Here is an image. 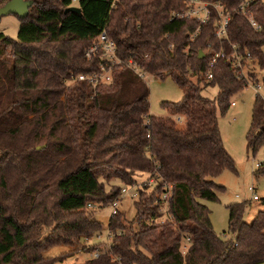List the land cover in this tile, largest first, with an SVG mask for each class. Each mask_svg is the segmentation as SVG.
I'll list each match as a JSON object with an SVG mask.
<instances>
[{
  "label": "trees",
  "instance_id": "trees-1",
  "mask_svg": "<svg viewBox=\"0 0 264 264\" xmlns=\"http://www.w3.org/2000/svg\"><path fill=\"white\" fill-rule=\"evenodd\" d=\"M30 1L15 39L0 32V264H42L47 234L63 243L84 233L91 227L86 205L111 204L122 186H138L135 228L124 229L116 209L107 222L109 245L87 247L86 254L99 255L80 264H263L264 210L247 224L244 203L226 205V230L234 238L224 241L199 201H215L223 187L213 179L234 171L216 110L228 108L246 77L264 88V77L258 81L252 69L242 74L229 60L235 45L251 60L242 67L264 70V2L205 0L228 15L226 38L216 39L212 19L200 26L169 20L185 8L180 0H114L101 32L116 61H106L98 49L84 56L97 34L60 33L64 0ZM46 11L54 16H42ZM216 52L222 56L208 81L207 63ZM131 65L156 79L169 77L180 90L178 102L160 103L168 117L149 114L148 88ZM101 69L109 72L107 83L75 80ZM208 86L217 88L213 100L201 95ZM263 140L264 112L254 96L246 148L253 153ZM142 174L152 189L146 180L137 185L134 177ZM105 184L113 190L105 192Z\"/></svg>",
  "mask_w": 264,
  "mask_h": 264
},
{
  "label": "rangeland",
  "instance_id": "rangeland-1",
  "mask_svg": "<svg viewBox=\"0 0 264 264\" xmlns=\"http://www.w3.org/2000/svg\"><path fill=\"white\" fill-rule=\"evenodd\" d=\"M36 1L39 2L41 0ZM112 1L114 0H81L79 2L64 0L63 5L66 8H78L80 10V16L68 13L59 24L60 33L70 30L80 35L91 32L93 34H99L103 26V6L111 4ZM249 1L252 0H242L243 5ZM260 1L264 2V0ZM37 6H35L36 11H38ZM41 15L48 17L54 16L49 11L41 12ZM18 23V19L13 15L2 16L0 17V32L14 40ZM251 69L254 78L258 81L264 77V70H259L255 65L252 68L244 66L242 71L245 73L247 70L251 71ZM143 77L149 91V114L158 117H168V113L162 109L160 103L178 102L181 99L180 90L169 77H165L162 80L147 74H144ZM246 80L248 82L246 88L229 98V102L233 103V106H228L223 113H219L216 110L217 130L222 146L233 162L234 171L224 169L213 179L216 185L223 187V191L217 193L215 201H199L209 212V220L213 232L224 241L234 238V235L226 230V205L231 203H244L242 218L247 224L251 222L258 211L264 210V205L261 202L264 197V173L254 174L255 169L252 167V159H260L261 149L258 148L252 153L246 148L245 144V134L249 128L250 111L255 96L254 90L258 86L259 89L256 92L260 95L262 94V90L259 82L256 83L257 81H255V83H252L247 77ZM191 81H194V79H191ZM201 95L213 100L217 95V88L214 86L205 87L202 89ZM181 121L182 119L178 122ZM134 179L138 185L146 180V176L142 174L135 176ZM110 184L104 185L105 192L113 190V187H109ZM146 185L148 184L146 183ZM148 186L149 189H152V184ZM137 187L122 186L125 189V193L121 197L119 195L117 197L118 205L116 209L122 215V225L126 230L135 228L133 202L137 198ZM249 187L252 188L257 200H251V192L248 190ZM90 206V208L86 207L85 212L90 214L91 227L84 233L69 236L65 242L57 243L54 238L47 234L51 231V228L49 227L45 230V235H47L45 236L46 239L42 244V250L40 252L43 259L42 264L57 261L59 258L61 261L53 264H80L88 258L89 252L87 254L85 252L89 246L105 251L110 242V238L107 237V222L110 217V207L109 205H94L93 203ZM184 246L185 242L182 241V250Z\"/></svg>",
  "mask_w": 264,
  "mask_h": 264
},
{
  "label": "built area",
  "instance_id": "built-area-1",
  "mask_svg": "<svg viewBox=\"0 0 264 264\" xmlns=\"http://www.w3.org/2000/svg\"><path fill=\"white\" fill-rule=\"evenodd\" d=\"M72 2H79L81 0H71ZM185 8L179 12H171L170 13V18L169 20L173 19H193L195 22L200 26V25H205L207 24L211 19L213 21V31H212V36L216 39H225V27L226 23L228 21V15L225 11H223L222 6L219 5L218 3H213L205 0H180ZM212 12L214 13L215 17L212 18ZM250 26L253 29H257V25H255L254 22L249 21ZM198 31V28L194 31L192 35H189V39L193 37V35L196 34ZM233 52L230 55V67L238 69L242 71V62L243 60L246 63H249L251 60L249 58V55L247 52L241 56L236 52V46L233 45ZM100 50V59L106 60V61H116L115 56H114V46L113 43L109 40H107L104 36L103 32H100L97 34L96 39H95V44L90 47L85 53L84 56L86 59H90L91 56L95 53L96 50ZM222 54L220 52H216L213 57L209 60L207 63V75L206 79L209 81L211 79V75L209 70L212 68L214 65V61L216 58L221 57ZM131 68L133 72L137 75L138 78L143 80L144 74L141 73L138 69H136L134 66L131 65ZM243 74V71H242ZM76 81H86L92 85H95L97 83H107L109 81V72L105 69H101L100 72L96 74H92L89 76H83V75H78L75 79ZM256 85V84H255ZM260 88L262 90V94H258L256 90L259 89V87H255V96L258 99V101L261 104V109L264 112V88L260 85ZM229 106H233V103H229ZM261 149V156L259 160H254L252 159V167L255 169V172L264 168V140L263 144L260 146ZM148 185L152 183L151 180H146L145 181ZM248 190L251 192V200H257L256 195L253 193V190L251 187L248 188ZM125 193V189L122 188L119 193V197L122 196V194ZM168 193H164L160 196L161 200H166ZM118 205V200H114L111 204H109L110 207V215H114L116 211V207ZM86 207L90 208V204H87ZM108 236V234H107ZM99 255L98 250H94L93 252H90L88 257L89 258H95Z\"/></svg>",
  "mask_w": 264,
  "mask_h": 264
},
{
  "label": "water",
  "instance_id": "water-1",
  "mask_svg": "<svg viewBox=\"0 0 264 264\" xmlns=\"http://www.w3.org/2000/svg\"><path fill=\"white\" fill-rule=\"evenodd\" d=\"M32 2L30 0H8L4 5L0 7V17L6 15H13L17 19H23L27 16L28 8L31 6ZM63 13H73L75 15L80 14L78 8L68 7L63 10ZM198 57H202L199 52ZM43 148V146L36 147V150Z\"/></svg>",
  "mask_w": 264,
  "mask_h": 264
},
{
  "label": "crops",
  "instance_id": "crops-1",
  "mask_svg": "<svg viewBox=\"0 0 264 264\" xmlns=\"http://www.w3.org/2000/svg\"><path fill=\"white\" fill-rule=\"evenodd\" d=\"M112 3H113V1H112ZM112 3L103 6V9H102V10H103V11H102V13H103L102 21H104V18H105V16H106V13H107V11L109 10V8L111 7ZM96 34H97V33H96ZM96 34H93V32H91V33L84 34V35H96Z\"/></svg>",
  "mask_w": 264,
  "mask_h": 264
}]
</instances>
